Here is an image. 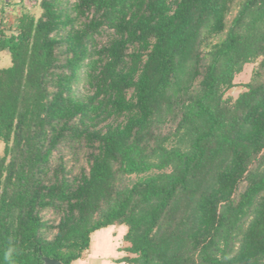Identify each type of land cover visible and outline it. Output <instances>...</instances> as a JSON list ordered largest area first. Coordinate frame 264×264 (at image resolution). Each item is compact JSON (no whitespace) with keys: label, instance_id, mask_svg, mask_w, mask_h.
<instances>
[{"label":"trees","instance_id":"trees-1","mask_svg":"<svg viewBox=\"0 0 264 264\" xmlns=\"http://www.w3.org/2000/svg\"><path fill=\"white\" fill-rule=\"evenodd\" d=\"M1 53L0 264H264V0H0Z\"/></svg>","mask_w":264,"mask_h":264},{"label":"rangeland","instance_id":"rangeland-1","mask_svg":"<svg viewBox=\"0 0 264 264\" xmlns=\"http://www.w3.org/2000/svg\"><path fill=\"white\" fill-rule=\"evenodd\" d=\"M14 1V0H11ZM15 4L11 6L12 9H15ZM17 16V11H10L9 25H13L14 18ZM10 34V33H9ZM9 65V55L8 53L0 54V67H5ZM255 65H247L244 67L243 72L235 79V84L237 88L232 90V95L236 96L241 90L240 86L247 83L251 76V72ZM124 231L120 228H107L100 230L95 233L92 240L91 249L82 261H77L75 264H111V259L116 258L117 254L115 251L121 246V236Z\"/></svg>","mask_w":264,"mask_h":264},{"label":"water","instance_id":"water-1","mask_svg":"<svg viewBox=\"0 0 264 264\" xmlns=\"http://www.w3.org/2000/svg\"><path fill=\"white\" fill-rule=\"evenodd\" d=\"M13 33H15V32H13ZM42 264H61V263L56 261V260H52V259H48V258L43 257L42 258Z\"/></svg>","mask_w":264,"mask_h":264}]
</instances>
